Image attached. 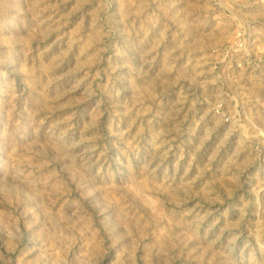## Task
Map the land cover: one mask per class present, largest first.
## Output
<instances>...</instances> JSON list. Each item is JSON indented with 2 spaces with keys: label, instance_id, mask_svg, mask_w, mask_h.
Segmentation results:
<instances>
[{
  "label": "rangeland",
  "instance_id": "rangeland-1",
  "mask_svg": "<svg viewBox=\"0 0 264 264\" xmlns=\"http://www.w3.org/2000/svg\"><path fill=\"white\" fill-rule=\"evenodd\" d=\"M0 264H264V0H0Z\"/></svg>",
  "mask_w": 264,
  "mask_h": 264
}]
</instances>
